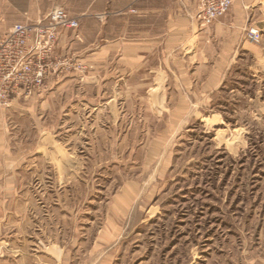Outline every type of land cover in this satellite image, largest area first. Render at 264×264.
Here are the masks:
<instances>
[{
	"label": "rangeland",
	"instance_id": "374dc122",
	"mask_svg": "<svg viewBox=\"0 0 264 264\" xmlns=\"http://www.w3.org/2000/svg\"><path fill=\"white\" fill-rule=\"evenodd\" d=\"M132 1L0 0V36L55 8L78 18L82 41L56 56L85 67L9 114L24 163L0 264H264L263 33L216 36L201 0H166L179 44L114 50L140 38Z\"/></svg>",
	"mask_w": 264,
	"mask_h": 264
},
{
	"label": "built area",
	"instance_id": "2783aa9c",
	"mask_svg": "<svg viewBox=\"0 0 264 264\" xmlns=\"http://www.w3.org/2000/svg\"><path fill=\"white\" fill-rule=\"evenodd\" d=\"M234 0H201L198 19L209 23L222 18L232 7ZM79 19L62 8L51 10L35 23H15L0 37V110L14 104L41 98L49 86L64 73L85 71V67L73 63L70 58H59L56 50L62 32H76ZM252 43L261 39L259 30L247 31Z\"/></svg>",
	"mask_w": 264,
	"mask_h": 264
},
{
	"label": "crops",
	"instance_id": "0c3cea01",
	"mask_svg": "<svg viewBox=\"0 0 264 264\" xmlns=\"http://www.w3.org/2000/svg\"><path fill=\"white\" fill-rule=\"evenodd\" d=\"M134 0L131 4L134 5L135 13L130 16V28L131 31H135V34L139 35V39L136 40H124V38H119L115 41L114 50L121 49L122 46H130L135 48H148L153 46V41H159L163 47L175 46L179 44L178 38L183 35L184 32L182 27L176 26L175 30L171 33V9L169 2L166 0ZM243 8L245 10L238 9L236 7L232 8L229 17L218 22L202 23L198 18L196 20L197 25L200 30L206 26L211 27V32L216 36L220 32L232 31V29H241L245 25L250 23L258 24V30L263 33L262 40L264 39V0H241ZM185 7V3H184ZM179 10V20L184 22L186 19L185 15ZM188 8L185 7L187 12ZM191 8H189L190 10ZM161 18V19H159ZM256 19V20H255ZM161 23L162 28L158 31L156 36H153L155 30L154 28L157 24ZM200 23V24H199ZM136 26V27H135ZM7 33V32H6ZM5 33V34H6ZM4 34V35H5ZM134 34V33H131ZM3 36V35H2ZM0 36V37H2ZM134 37V36H133ZM171 37L173 38L171 41ZM82 36L80 35L79 29L76 32L66 31L61 36L56 52L58 51L61 43H64L67 47H72L75 43L82 41ZM63 40V42H61ZM126 42V43H125ZM172 42V45H171ZM233 41L229 39L225 42V47H232ZM264 45V40L262 41ZM104 47L101 51L97 52L98 57H104L105 53H109L110 49ZM107 48V49H106ZM34 100V99H33ZM21 103V102H19ZM19 103L14 104L10 109L0 110V235L4 228L3 224L6 220L8 209L10 207V198L13 189L17 186L16 177L19 174L20 169L23 166V158L21 159L20 153L15 152L10 147V137H9V114L16 112L17 109H21ZM16 182V183H15Z\"/></svg>",
	"mask_w": 264,
	"mask_h": 264
}]
</instances>
